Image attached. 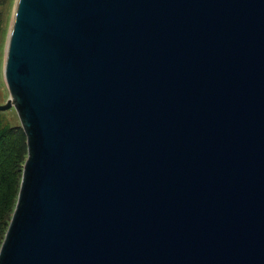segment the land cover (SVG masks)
<instances>
[{"label": "water", "instance_id": "95a60500", "mask_svg": "<svg viewBox=\"0 0 264 264\" xmlns=\"http://www.w3.org/2000/svg\"><path fill=\"white\" fill-rule=\"evenodd\" d=\"M4 78L0 264H264V0H17Z\"/></svg>", "mask_w": 264, "mask_h": 264}, {"label": "rangeland", "instance_id": "374dc122", "mask_svg": "<svg viewBox=\"0 0 264 264\" xmlns=\"http://www.w3.org/2000/svg\"><path fill=\"white\" fill-rule=\"evenodd\" d=\"M17 0H0V104H4L10 93L4 78V64L6 58L7 41L11 29L12 19L15 12ZM20 120L14 109L0 113V129L8 130L10 137L7 138L9 143L16 146L13 153V170L15 181L19 182L22 167L28 156L25 137L19 128Z\"/></svg>", "mask_w": 264, "mask_h": 264}, {"label": "trees", "instance_id": "16d2710c", "mask_svg": "<svg viewBox=\"0 0 264 264\" xmlns=\"http://www.w3.org/2000/svg\"><path fill=\"white\" fill-rule=\"evenodd\" d=\"M19 128L25 137V145L27 149L26 136L21 126H19ZM9 137L10 134L8 130L2 131L0 129V247L5 238L16 207L23 175V172H21L20 180L16 183L14 178L15 173L13 170V153L15 152L16 146L13 145V143H9L7 140Z\"/></svg>", "mask_w": 264, "mask_h": 264}, {"label": "bare ground", "instance_id": "6f19581e", "mask_svg": "<svg viewBox=\"0 0 264 264\" xmlns=\"http://www.w3.org/2000/svg\"><path fill=\"white\" fill-rule=\"evenodd\" d=\"M15 9H16V6H15ZM15 13V12H14ZM11 30V29H10Z\"/></svg>", "mask_w": 264, "mask_h": 264}]
</instances>
